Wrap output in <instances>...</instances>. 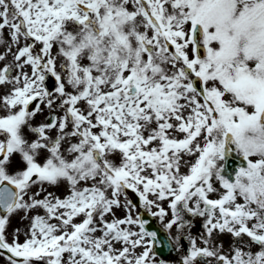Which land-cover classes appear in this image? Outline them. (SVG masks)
Listing matches in <instances>:
<instances>
[{
  "label": "snow or ice",
  "instance_id": "obj_1",
  "mask_svg": "<svg viewBox=\"0 0 264 264\" xmlns=\"http://www.w3.org/2000/svg\"><path fill=\"white\" fill-rule=\"evenodd\" d=\"M0 45L8 264H169L129 189L180 264H264V0H0Z\"/></svg>",
  "mask_w": 264,
  "mask_h": 264
},
{
  "label": "rangeland",
  "instance_id": "obj_2",
  "mask_svg": "<svg viewBox=\"0 0 264 264\" xmlns=\"http://www.w3.org/2000/svg\"><path fill=\"white\" fill-rule=\"evenodd\" d=\"M8 60H11V55L10 54L8 56ZM3 63H4V61L0 62V66H2ZM49 86H50V84H49ZM42 107H43V111L42 112H38L36 114V116L34 118V121H33L34 123L45 122L46 117L49 115V109L46 106H44V105H42ZM53 111H56V110H53ZM57 114H60V113L57 112ZM54 190L57 191V192H60V193L64 192L63 188H54Z\"/></svg>",
  "mask_w": 264,
  "mask_h": 264
}]
</instances>
